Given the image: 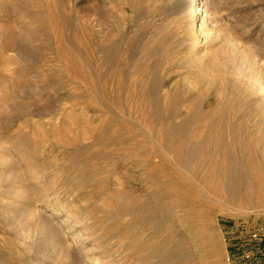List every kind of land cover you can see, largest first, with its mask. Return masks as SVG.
Here are the masks:
<instances>
[{
    "label": "rangeland",
    "instance_id": "obj_1",
    "mask_svg": "<svg viewBox=\"0 0 264 264\" xmlns=\"http://www.w3.org/2000/svg\"><path fill=\"white\" fill-rule=\"evenodd\" d=\"M195 1L0 0V264H264V0ZM171 125L201 180L159 216Z\"/></svg>",
    "mask_w": 264,
    "mask_h": 264
},
{
    "label": "bare ground",
    "instance_id": "obj_2",
    "mask_svg": "<svg viewBox=\"0 0 264 264\" xmlns=\"http://www.w3.org/2000/svg\"><path fill=\"white\" fill-rule=\"evenodd\" d=\"M197 2H198V6L194 8V13L195 14H198V13L202 14L203 8H202L201 0H196L194 3H197ZM74 38H73V41H75V46H77L78 48H83L84 44L81 43L79 40H75ZM197 46H198V41H195L193 51L196 50ZM152 91H153L152 89L151 90L147 89L144 92L142 91V93L139 96H140V98H144L147 101V103L150 104V105L148 104L149 110L151 111L150 120H152L151 123L153 125V124H155V122L157 123V122H160L162 120L166 121L170 118H169V109H165L163 106H161L159 104L158 99H156L155 97H153L151 95ZM128 100L129 99L126 96L125 97V114L129 113L131 110V108L129 107L128 102H127ZM170 131H171V133H173L171 136L172 140H170V141L175 143L174 150H173V158H172L173 165L175 167V171L173 174L170 175L171 176L170 179L173 180L175 188H174V190H172V189L171 190L170 189L158 190L156 187V182L149 181V182L145 183V185L146 184L147 185L144 187V192L148 195L147 198L145 200H143L141 198L138 201L140 204H143V203H145V201H148V202H146V205L153 206L154 208H160L159 216H166L165 215L166 212L173 209L174 205L177 202H179L177 200L183 199V201H186L188 199V197L190 195V191L192 189L191 188L192 187V183H191L192 179L193 180L196 179V181L198 180V182H199L198 184H200V180H201V177H199L198 174H199V172H201L199 170L201 169L202 166L199 164L197 165V163L192 162L193 158H194L193 148L195 146V144H191L193 141L192 140V138H193L192 133L191 134H183L182 125H175V126L173 125L171 127ZM114 140H115L116 145H118L117 146L118 149L121 151L120 153H123V155L121 154L120 156L122 158H125V137L118 135ZM232 149L234 151L236 148H232ZM239 149H240V147H239ZM217 150L218 149H216V151ZM223 152L225 154L224 155L225 159H224V161H221V165H219V167L220 166L221 167L220 168L218 167L219 168L218 170H220V172H219V175H217V176H219V178L221 179V181H222L221 184L223 185V188L226 191L231 192L232 194L236 195V193L240 192L241 190L248 189L250 187V185L248 184L247 178L241 177L242 176L241 175L242 170L238 169V167H237V162H238L237 156L233 153H230V152L225 153V151H223V150H222V152L220 151L219 153L220 154L222 153V155H223ZM196 154L198 155L199 158L202 156V155H200L201 153L200 154L196 153ZM156 156L157 155L155 154V151L153 150L151 155L146 157V159L152 160ZM217 156L218 155H216L215 159L216 158L218 159L220 157L219 158V161H220L221 156H219V157H217ZM224 157H222V158H224ZM201 159H203V158H201ZM212 160H213V158H212ZM221 160H223V159H221ZM219 161H218V164L220 163ZM215 164H217V163L215 162L213 165H215ZM170 165H172V164H170ZM199 166H200V168H199ZM183 170L185 171V173L182 172ZM214 172H216V171H214ZM243 175L245 176V174H243ZM172 194H178V198L177 199L170 198L171 197L170 195H172ZM177 215H179V214H176V216ZM174 217H171V215H170L168 220L174 221ZM87 261H90V260H87Z\"/></svg>",
    "mask_w": 264,
    "mask_h": 264
}]
</instances>
